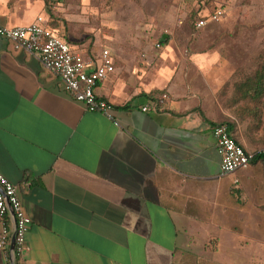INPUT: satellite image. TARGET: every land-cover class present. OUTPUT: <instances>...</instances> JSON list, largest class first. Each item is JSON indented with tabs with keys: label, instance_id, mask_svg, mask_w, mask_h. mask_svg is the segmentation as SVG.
Returning a JSON list of instances; mask_svg holds the SVG:
<instances>
[{
	"label": "crops",
	"instance_id": "obj_1",
	"mask_svg": "<svg viewBox=\"0 0 264 264\" xmlns=\"http://www.w3.org/2000/svg\"><path fill=\"white\" fill-rule=\"evenodd\" d=\"M47 2L0 0V24L42 15L57 33ZM168 37L109 49L115 70L96 88L113 105L109 118L0 36V171L31 218L23 258L0 249V264H175L201 227L233 231V191L246 201L244 228L264 237V161L222 175L213 134L225 122L264 152V76L242 73L232 53L242 46ZM70 44L94 61L103 50Z\"/></svg>",
	"mask_w": 264,
	"mask_h": 264
},
{
	"label": "rangeland",
	"instance_id": "obj_2",
	"mask_svg": "<svg viewBox=\"0 0 264 264\" xmlns=\"http://www.w3.org/2000/svg\"><path fill=\"white\" fill-rule=\"evenodd\" d=\"M47 6L57 33L91 56L95 49H110L116 43L160 45L166 33L168 42L242 46V51L232 53L245 58L236 59L245 66L244 74L261 69L264 61V0H48ZM215 9L223 11V18L197 29L194 21ZM244 205L242 194L233 191V231L201 227L200 238H184L183 257L175 264H264V237L254 226L244 228L239 218ZM243 230L248 238L236 233ZM207 234L212 238H205Z\"/></svg>",
	"mask_w": 264,
	"mask_h": 264
},
{
	"label": "built area",
	"instance_id": "obj_3",
	"mask_svg": "<svg viewBox=\"0 0 264 264\" xmlns=\"http://www.w3.org/2000/svg\"><path fill=\"white\" fill-rule=\"evenodd\" d=\"M222 16L223 11L216 9L199 16L194 24L197 28H201L210 21L220 20ZM0 36L10 40L15 49L33 54L45 68L55 72L62 80L65 90L74 99L82 102L88 110L100 111L113 118L112 103L96 93L98 84L115 70L112 53L108 48H104L98 61H94L58 35L42 15L27 25L0 24ZM163 98H167V95ZM162 102V99H154L151 104L159 106ZM150 108L151 105L147 104L142 110L148 111ZM213 134L221 158L222 175L231 174L251 163L255 152L247 150L236 140L227 123L216 124L213 127ZM8 219L11 221L8 222ZM0 224V249L13 257V260L22 259L28 249L27 232L31 218L24 210L18 194V186L1 171ZM12 243L13 247H11Z\"/></svg>",
	"mask_w": 264,
	"mask_h": 264
},
{
	"label": "trees",
	"instance_id": "obj_4",
	"mask_svg": "<svg viewBox=\"0 0 264 264\" xmlns=\"http://www.w3.org/2000/svg\"><path fill=\"white\" fill-rule=\"evenodd\" d=\"M160 43H163V42L160 40ZM258 75H263L264 76V68H261L259 71L256 72V76H258ZM258 160H263L264 161V152L263 151L255 152V155L252 158L251 162H256Z\"/></svg>",
	"mask_w": 264,
	"mask_h": 264
},
{
	"label": "water",
	"instance_id": "obj_5",
	"mask_svg": "<svg viewBox=\"0 0 264 264\" xmlns=\"http://www.w3.org/2000/svg\"><path fill=\"white\" fill-rule=\"evenodd\" d=\"M165 36H166V34H163V36L161 37V41L164 40ZM12 247H13V243H12Z\"/></svg>",
	"mask_w": 264,
	"mask_h": 264
}]
</instances>
